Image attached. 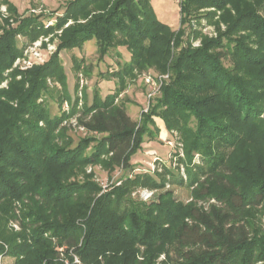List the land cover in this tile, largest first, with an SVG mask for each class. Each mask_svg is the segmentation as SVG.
<instances>
[{
	"label": "trees",
	"instance_id": "16d2710c",
	"mask_svg": "<svg viewBox=\"0 0 264 264\" xmlns=\"http://www.w3.org/2000/svg\"><path fill=\"white\" fill-rule=\"evenodd\" d=\"M179 2L176 30L157 19L149 0H68L48 28L41 13L19 16L9 2L0 24V82L21 54L17 35L33 41L62 31L44 63L12 69L0 87V255L14 264H72L70 252L82 264H154L161 254L160 264H264V0ZM200 7L213 8L204 15L216 24V37L192 25L184 38L186 16ZM198 37L193 47L189 39ZM92 39L100 60L119 46L130 58L99 73L117 78V90L102 99L95 85L89 104L78 78L71 102L60 52ZM73 62L82 76L90 73L79 58ZM148 69L168 72L169 80L138 122L118 95L127 78ZM49 99L66 101L68 110L51 115ZM151 113L179 133L183 156L176 154V172L162 164L129 177L144 135L153 134ZM71 118L86 133L76 141ZM88 164L126 173L101 192ZM168 182L189 187L191 200L163 190ZM139 186L159 190L156 200L132 198ZM17 218L13 231L8 221Z\"/></svg>",
	"mask_w": 264,
	"mask_h": 264
},
{
	"label": "rangeland",
	"instance_id": "374dc122",
	"mask_svg": "<svg viewBox=\"0 0 264 264\" xmlns=\"http://www.w3.org/2000/svg\"><path fill=\"white\" fill-rule=\"evenodd\" d=\"M68 0H0V24L3 25V18H8L10 13L8 11L9 2L15 6L17 10V15L19 16H27L29 14H40L41 18L44 22L45 28H48L49 26H52L55 22L54 16L57 12H62L64 9L66 3ZM111 2L113 0H110ZM150 4L152 6V9L157 17V19L165 24L166 26H169L170 28L176 30L179 28L180 24V0H149ZM210 9H213L212 7H200L198 10H194L195 15L188 14L187 20L184 24H182V29H185L184 38H186L187 34L191 31V26H194V30H199L203 35H206L207 37H216L217 30H216V24L214 22H210L207 20V17L204 15L206 12H208ZM264 13V10L262 11ZM49 14H52L50 16L53 17H46ZM219 12L217 11V16ZM215 16V18H217ZM11 20V19H10ZM13 23V22H12ZM69 23H72V20H68L67 23L64 26H67ZM15 25V24H13ZM47 25V26H46ZM220 28L223 30L225 28V25L223 23H220ZM62 29L54 30L53 32H49L47 34H42L45 37H48L47 40H42L41 45V53L47 54L48 50V44L51 46V53H53L56 49V43L58 42V35H60ZM41 36V35H40ZM18 37V45L22 46L21 48V55L24 54V50L27 47V45L32 44L37 38L33 41H28V38L26 35L19 34ZM39 38V37H38ZM189 42H191L192 46H198L200 44V38L197 39L190 38ZM96 42L94 39L89 40L87 42H84L81 49L79 48H73L71 50L63 49L60 52V58L62 59L63 63V69L66 75V87L67 92L69 94V98L71 102H74L75 96V83L77 79L79 78V84L85 85L88 96H87V102L90 104L93 100V92L92 90L95 88L96 85L98 87V94L100 98L104 99L108 94L114 92L118 89L119 83L117 78H101L99 76L100 72L106 73L115 71L118 69L120 63L123 61H127L130 58V53L126 49L125 46H119L116 48H111L109 50V54L105 56L103 60L99 59V52L97 51ZM184 46H186V43L184 41ZM179 50V49H178ZM15 58L13 61V64L11 68L6 69L3 73L5 75V78L0 82V87L5 88L8 85V73L12 69H17L20 71H24L19 68L17 64L18 57ZM47 58V57H46ZM74 58H79V60L82 61V64L85 66L88 65L90 67V73L84 77L79 71H75L73 69V61ZM45 62V61H44ZM43 62V63H44ZM39 65V64H35ZM33 65V66H35ZM32 66V67H33ZM31 68V67H30ZM28 68V69H30ZM27 70V69H25ZM20 76H17L19 78ZM169 80V73H160L153 69L144 70L140 73H137L136 76L132 79H126L125 86L121 90V92L118 95V100L121 101L124 106L126 107V110L131 118L134 120L140 121V118L142 117V113L147 112L149 109V106L154 102V99L156 96H159L161 93V86L164 82ZM48 82L50 84H53L54 82L51 81V79H48ZM55 84V83H54ZM57 86H59L58 83H56ZM80 85V86H81ZM80 95V93H79ZM155 103V102H154ZM48 109L50 111L51 115L60 114L62 109L68 110V104L67 102H63L61 105L57 100H51L49 99L48 103ZM149 112V111H148ZM151 120L153 121V127L151 126V129L153 130V134H146L144 135V141L142 142L141 149L136 153V155L132 158V163L135 164L132 173L128 172V176L131 177L134 173H137L136 168H142L147 169L151 173L155 170L160 171L162 169V164L169 165L172 167V169L176 172V167L178 164L177 161V153L179 156H183V150H182V143L180 141V135L177 131H170L168 132L165 129L164 120L157 115L156 113H151ZM70 122L72 123V128L69 129V134H71L76 141L78 139V136L85 135V131L81 127H76V121L75 118H71ZM40 124H43L40 122ZM193 124V123H192ZM168 141H170L168 143ZM159 158L157 162H153L154 157ZM200 155L198 153L194 154L193 162H200ZM161 160V161H160ZM164 162V163H163ZM144 166V167H143ZM184 165L180 164V171H184ZM85 171L87 173L92 174V180L96 184H98L101 187V192L112 188L115 185H119L122 182V179L124 178V175L126 172L119 167H115L113 171H108L107 169H104L99 164H88L85 166ZM136 169V170H135ZM154 169V171L152 170ZM141 172H145V170H142ZM77 179L76 177L72 176L69 178V180ZM78 179H82V176L79 175ZM143 189H148L153 191L152 195L148 199H143L146 201V203H150L152 201L156 200L157 194L159 190L157 189H149L147 187H136L131 192V197L134 199H141L140 198V191ZM171 190L173 192V196L182 201H189L191 200L190 195V188L187 187L185 184H178V183H166L163 190ZM100 192V193H101ZM99 193V194H100ZM201 202H199L200 204ZM15 205V213L17 216L21 214L20 208L21 203L19 201H16L14 203ZM261 216V224L264 228V215ZM18 219H10L8 221V226L13 231H18L20 229ZM53 240L55 238H52ZM55 241V240H54ZM142 258V257H140ZM164 258V254H161L157 258L154 264H160L161 260ZM82 263V262H81ZM261 261H258L254 264H260ZM0 264H14V258L7 256V255H0Z\"/></svg>",
	"mask_w": 264,
	"mask_h": 264
},
{
	"label": "built area",
	"instance_id": "2783aa9c",
	"mask_svg": "<svg viewBox=\"0 0 264 264\" xmlns=\"http://www.w3.org/2000/svg\"><path fill=\"white\" fill-rule=\"evenodd\" d=\"M47 26V25H46ZM45 39L47 40L48 37H45L43 35L39 36V38H37V40H35L34 42H32V44L27 45V47L24 50V54L19 56L17 59V62L15 64H17L19 66L20 69L25 70L28 69L30 67H32L35 64H42L44 61H46L49 57V55L51 54V46L50 44H48V50H47V54H43L41 53V45H42V40ZM47 57V58H46ZM170 141H168L169 143ZM159 158L154 157L153 162H157ZM161 161V160H160ZM137 170H140L139 168H136ZM135 169V170H136ZM142 170H147V169H142ZM154 171V169H152ZM153 191L148 190V189H143L142 191H140V198L141 199H148L151 197V195ZM64 247H58L59 250V256L61 259H63V261L65 263H69V258L65 256L64 252H63ZM71 256H72V264H82L81 260L79 259V257L76 254H73L72 252H70Z\"/></svg>",
	"mask_w": 264,
	"mask_h": 264
}]
</instances>
